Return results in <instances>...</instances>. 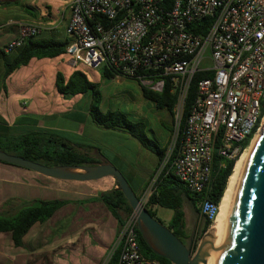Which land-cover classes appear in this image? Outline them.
<instances>
[{
    "label": "built area",
    "instance_id": "2783aa9c",
    "mask_svg": "<svg viewBox=\"0 0 264 264\" xmlns=\"http://www.w3.org/2000/svg\"><path fill=\"white\" fill-rule=\"evenodd\" d=\"M210 18L204 33L191 25ZM41 28L17 23V35L2 50L10 52L37 36ZM65 53L90 69L109 68L146 88L175 93L174 129L164 157L140 200L147 202L154 183L168 169L191 192L205 191L215 156L234 160L251 143L264 118V0H73L65 26ZM195 72L194 100L182 137L177 131ZM249 139L248 145L241 143ZM220 202V201H219ZM219 202L198 203L203 219L214 221ZM136 217L131 212L111 246L118 264H162L140 251Z\"/></svg>",
    "mask_w": 264,
    "mask_h": 264
},
{
    "label": "crops",
    "instance_id": "0c3cea01",
    "mask_svg": "<svg viewBox=\"0 0 264 264\" xmlns=\"http://www.w3.org/2000/svg\"><path fill=\"white\" fill-rule=\"evenodd\" d=\"M72 1L0 0V139L35 130L50 131L65 139L70 134L77 138L84 135V121L90 120L89 107L86 116L73 112L75 98L84 93H60L55 86L56 74L62 73L67 80L74 70H80L96 84L103 78H111L102 77V69L97 72L98 69L74 63L65 52L55 57L33 56L7 73V65L14 62L22 48L10 52L2 50L17 35V23L21 21L41 28V32L31 38L34 41H67L65 26ZM86 70L92 73V78L85 73ZM138 83L141 87L142 84ZM144 98L151 101L150 105L147 103L148 115L159 122L157 130L150 129L145 134L152 135L151 139L158 146L167 149L174 129V116L166 108H159L154 101ZM145 112L142 110L139 114L143 120L134 122L147 125ZM89 123L92 124L91 120ZM123 138L132 144L133 154L115 150L101 152L92 143H74L83 151L86 147L96 149L101 159L99 163L109 162L116 166L133 191L139 192L155 171L158 158L128 135ZM112 187H116V181L111 176L90 181L62 180L0 161V215L17 212V203L27 197L68 201L46 221L34 223L23 237L22 246L14 245L9 232H0V264H102L108 255L107 261L117 236V220L100 200L92 198ZM157 208V205L153 206L156 216ZM172 214L166 217L167 221ZM185 228L187 232L186 221ZM187 236L189 238L188 232Z\"/></svg>",
    "mask_w": 264,
    "mask_h": 264
},
{
    "label": "trees",
    "instance_id": "16d2710c",
    "mask_svg": "<svg viewBox=\"0 0 264 264\" xmlns=\"http://www.w3.org/2000/svg\"><path fill=\"white\" fill-rule=\"evenodd\" d=\"M210 21L211 19L208 17L203 18L192 24L190 29L197 33H204L207 30ZM66 44L67 41H57L54 39L39 41L29 39L21 46L22 50L14 62L7 65L6 72H11L20 64L26 63L33 56L55 57L63 54L65 52ZM101 75L106 78H112L115 76V72L112 69L105 67L102 68ZM207 75V73L195 72L191 79L177 131L176 147L179 145L185 120L195 97L196 82L198 79L206 77ZM55 86L56 89L64 95L90 92L91 101L89 105V118L91 122L102 128L126 132L143 148L154 153L158 158L157 166L159 165L164 157L166 149L161 148L154 140L148 138L145 134L142 122H134L128 119L124 113L117 110L101 111L98 105L100 100L98 86L96 83L88 80L83 72L80 70H74L67 80L62 73L57 72ZM141 89L144 97L154 101L159 108H166L172 115H174V106L177 101V96L170 91V87L167 83L162 91H153L143 85L141 86ZM248 142L249 139L247 138L241 143V146L246 147ZM77 146L76 143L46 130H35L22 135L0 139V150L48 166H83L99 163V160L95 158V156L89 152L78 149ZM238 159L239 157L234 160L225 161V167L221 168L219 167V162L223 159L216 155L213 162L211 183L209 187L201 193L187 190L182 182L168 169L170 165L168 162L158 175L154 183V189L148 196L147 202L144 206L147 208L148 212L161 223L163 222L156 216L153 206L157 205L171 209L173 214L167 227L183 241L188 238V236L185 228L182 202L183 198L188 199L191 207L196 211L197 235L191 242V247L194 250L198 236L204 233L208 227L210 228L212 224L209 220L203 219L200 215L198 203L205 198H209L216 203L221 201L229 177L233 173V169ZM147 184L148 182L143 185L139 192L134 191L139 198L146 189ZM92 200H100L116 218L117 233L121 228L126 215L133 212L123 193L115 187L100 191L96 197L92 198ZM67 202L68 201L64 199H38L31 204L20 208L13 214H2L0 215V232H9L14 245L22 246L23 237L27 234L34 223L46 221L58 208ZM136 233L138 243L140 244V251L142 250L141 253L143 255L156 258L162 264H171L169 260L153 252V250L144 242L137 228ZM106 264H118V256L116 252L110 255Z\"/></svg>",
    "mask_w": 264,
    "mask_h": 264
},
{
    "label": "water",
    "instance_id": "95a60500",
    "mask_svg": "<svg viewBox=\"0 0 264 264\" xmlns=\"http://www.w3.org/2000/svg\"><path fill=\"white\" fill-rule=\"evenodd\" d=\"M0 161L62 180L90 181L111 176L135 213L142 239L155 254L171 264H198L206 253L207 231L193 250L148 212L122 172L109 162L48 166L4 150H0ZM211 264H264V125L242 169Z\"/></svg>",
    "mask_w": 264,
    "mask_h": 264
},
{
    "label": "rangeland",
    "instance_id": "374dc122",
    "mask_svg": "<svg viewBox=\"0 0 264 264\" xmlns=\"http://www.w3.org/2000/svg\"><path fill=\"white\" fill-rule=\"evenodd\" d=\"M95 71L100 72L99 69ZM85 73L90 78H92V73L90 71L86 70ZM97 86L100 93V100L98 105L101 111L103 112L108 110L122 111L126 114L128 119L136 121V120H143L141 119L139 114L142 110H146L145 114L148 118H147V122L145 121L147 125L144 126L145 127L144 131L147 133L151 131L150 129L152 130L158 129L159 122L156 120L154 116L150 114L148 115L147 103L150 105L151 101H148L143 97L141 93L140 84L135 79H130L123 76L114 77L111 79L103 78L99 83H97ZM90 98H91L90 92H86L83 95L79 96L78 98H75L74 101L76 103L73 108V112L78 113V115L86 116L87 108L89 107L91 101ZM89 121L90 120L84 121L85 132L83 136L77 138L76 136H74V134H70L66 136V138L70 139L73 142L79 141V142H85L86 144L92 143L101 152H103L104 150H108L110 152H112V150L113 151L115 150L117 152L126 151L129 154H133L134 149L132 148V144H130L127 139L125 140L123 138V136L126 135H128V137H131L129 134L121 130L102 128L94 125L92 122H91L92 124H90ZM151 136L152 135L148 136V138L151 139L152 138ZM132 139L133 141H136L134 138ZM88 151H91V154L95 156V158L101 160L99 157L100 155L98 154L96 149L86 147V152ZM36 200H38V198L32 199V197L30 198L27 197L25 198V200H23V202H20L19 204L17 203L16 210H19L20 208L27 206ZM183 210L185 213L187 232L188 235H190L193 229V225L195 224L196 218L193 208L187 203L186 199L183 201ZM171 213H172L171 209L161 206H158L157 208V216L159 217V219L162 220L165 226H167L169 223V221L166 220V217ZM212 225L213 223L211 224L210 228L212 227ZM208 228L206 230L207 233L210 231V228L209 229ZM204 233L198 236L196 246ZM138 245L140 246L139 243ZM107 257L108 255L105 257L104 259L105 261ZM105 261H103L102 264H104Z\"/></svg>",
    "mask_w": 264,
    "mask_h": 264
},
{
    "label": "bare ground",
    "instance_id": "6f19581e",
    "mask_svg": "<svg viewBox=\"0 0 264 264\" xmlns=\"http://www.w3.org/2000/svg\"><path fill=\"white\" fill-rule=\"evenodd\" d=\"M264 125V118L260 126L259 131L253 137L249 146L240 154L239 159L237 160L233 173L229 177L227 187L225 189L224 195L219 202V210L216 218L212 222L213 225L210 228V231L206 235V253L202 260L198 264H211L216 248L219 244V241L222 237L224 227L226 224L227 216L231 208L234 196L238 187L239 178L242 172V169L245 165V162L250 154L252 145L254 144L256 138L261 132V129Z\"/></svg>",
    "mask_w": 264,
    "mask_h": 264
},
{
    "label": "flooded vegetation",
    "instance_id": "af4514ba",
    "mask_svg": "<svg viewBox=\"0 0 264 264\" xmlns=\"http://www.w3.org/2000/svg\"><path fill=\"white\" fill-rule=\"evenodd\" d=\"M194 214H195V218H196V211L195 210H194ZM196 235H197V229H196V221H195V224L193 225V229H192L191 234L189 235V238L188 239H184L183 242L186 245H191V242L194 240V237Z\"/></svg>",
    "mask_w": 264,
    "mask_h": 264
}]
</instances>
